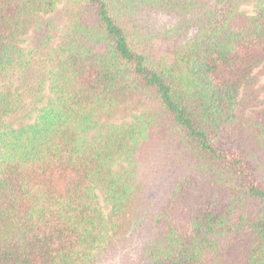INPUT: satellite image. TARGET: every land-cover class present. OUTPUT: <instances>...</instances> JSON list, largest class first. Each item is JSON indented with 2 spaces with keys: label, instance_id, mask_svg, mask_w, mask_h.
I'll list each match as a JSON object with an SVG mask.
<instances>
[{
  "label": "trees",
  "instance_id": "trees-1",
  "mask_svg": "<svg viewBox=\"0 0 264 264\" xmlns=\"http://www.w3.org/2000/svg\"><path fill=\"white\" fill-rule=\"evenodd\" d=\"M263 68L264 0H0V264H264Z\"/></svg>",
  "mask_w": 264,
  "mask_h": 264
},
{
  "label": "rangeland",
  "instance_id": "rangeland-1",
  "mask_svg": "<svg viewBox=\"0 0 264 264\" xmlns=\"http://www.w3.org/2000/svg\"><path fill=\"white\" fill-rule=\"evenodd\" d=\"M243 11L247 14L253 13V9L249 8V7H244ZM258 75L260 77V85L262 84V90H263L261 95H262V98H264V68L262 69L261 74L258 73ZM262 112H264V111H262ZM259 116L264 118V114L260 113Z\"/></svg>",
  "mask_w": 264,
  "mask_h": 264
}]
</instances>
